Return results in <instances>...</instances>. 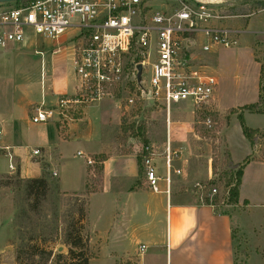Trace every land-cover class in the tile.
<instances>
[{
    "label": "crops",
    "instance_id": "crops-1",
    "mask_svg": "<svg viewBox=\"0 0 264 264\" xmlns=\"http://www.w3.org/2000/svg\"><path fill=\"white\" fill-rule=\"evenodd\" d=\"M17 6L16 3L3 4L2 8L12 9ZM262 10L264 7L254 13H239L236 15L255 16L225 22L228 26L246 29L238 47L242 44L251 47L254 61L260 69L259 86L261 68L264 66ZM6 30L0 27V32ZM40 37L46 45L43 44L44 51L36 49ZM73 37L74 33H70L53 41L28 30L22 44L0 48V147L10 148L17 167L16 173L20 174L21 179L40 178L43 174L41 163H44L57 174V183L61 181L60 176L64 171V144L76 143L79 148H85V151H77V156L79 152L83 154L78 157L84 162L75 163L76 169L72 168L73 183L61 191L87 195L86 227L91 232L90 245L92 248L96 241L100 250L98 258L92 259L89 264L93 260L100 262L102 259L104 264H235L236 253L240 247L245 251V264H251L252 259L258 256L264 260V203L261 205L262 211L256 213L251 209L250 201L241 200L240 197L238 206L227 205L223 211H219L204 204L200 196L198 199L192 198L194 191L191 186L196 187L201 182L211 181L213 173L212 159L207 156L204 158L198 150L199 137L195 134L192 123L190 127L186 123L182 125L183 122H175L176 125H182V135L177 139L168 136L165 148L160 141L152 140L149 130L145 131L147 144L153 147L155 153L157 175L163 179L160 182L161 192L157 194L149 188L141 162L140 150L145 144L140 146L138 139L134 138H128L127 143L125 138L122 141L123 115H120L119 129L111 130L110 127L102 125L99 126L101 134L98 136L94 133V125L87 126L85 117L87 108L92 104L71 119L57 118L55 138L50 139L43 133L30 136L24 132L26 125H46L32 124L31 116L35 108L41 105L50 108L60 97H73L77 94L70 51ZM33 47L34 53L41 57L37 67L26 52ZM218 51L211 55H216ZM60 56L63 66L72 71L73 79L69 77L70 73L64 77L55 75ZM218 97L217 88L215 106ZM115 106L121 108L120 102L115 100ZM152 107L154 105L150 108ZM170 113L171 110L168 117ZM247 114L252 113H244L245 123ZM167 120L169 125V119ZM252 129L264 132V127ZM241 133L243 135L242 128ZM225 144L232 161L229 129L225 135ZM35 149L41 151V156H32ZM167 149L176 153L172 157L171 172L166 162ZM251 149L253 154L255 149ZM6 155L7 151L0 150V227L5 225V230L1 229L0 234V264L15 261V245L10 241V225L15 214V204L12 191L3 185L5 179L14 174L9 172ZM263 158L264 156L258 157L252 162H260ZM88 160L92 161V165H99L98 171L88 166ZM175 170H180L181 174H174ZM169 175L170 184H167L165 178ZM90 185L96 188H91ZM244 201H248L247 206L243 205ZM245 219L253 220L245 223ZM141 246L146 247L143 254L140 252Z\"/></svg>",
    "mask_w": 264,
    "mask_h": 264
},
{
    "label": "built area",
    "instance_id": "built-area-1",
    "mask_svg": "<svg viewBox=\"0 0 264 264\" xmlns=\"http://www.w3.org/2000/svg\"><path fill=\"white\" fill-rule=\"evenodd\" d=\"M151 1L32 0L12 9L0 5V27L7 29L0 32L1 49L22 44L28 30L53 41L74 33L70 51L77 94L60 97L54 107L35 108L32 124L71 119L88 105L106 98L120 102L125 94L130 96L127 107L136 102L149 107L152 101L154 106L164 104L167 113L180 104L192 107L194 113L214 106L218 81L208 65L196 62L198 39L203 40L201 50L205 54L236 48L246 29L225 22L254 14L221 13L207 0H174L170 8L155 10L150 7ZM138 65L142 66L140 81ZM205 123L212 127L211 119ZM0 150L7 151L9 172L15 174L17 167L10 148ZM140 153L148 186L153 193H160L163 179L157 175L153 147L145 144ZM32 156H41V151L33 150ZM78 156L83 154L79 152ZM175 156L167 149L169 172ZM174 174L180 175L181 171L175 170ZM165 181L170 184V175ZM196 188L201 190L202 186ZM215 195L217 189L213 188L210 197ZM145 251L146 247L141 246L140 252Z\"/></svg>",
    "mask_w": 264,
    "mask_h": 264
},
{
    "label": "rangeland",
    "instance_id": "rangeland-1",
    "mask_svg": "<svg viewBox=\"0 0 264 264\" xmlns=\"http://www.w3.org/2000/svg\"><path fill=\"white\" fill-rule=\"evenodd\" d=\"M153 1V3L150 2V5L155 10L163 9V5L168 9L174 2V0ZM207 1L216 4V6L221 8L219 9V12L225 14L230 13L232 15L248 12L254 13V11L256 12L264 7V4L259 5L249 2L236 3L235 0ZM43 44L45 45L43 39L40 37L36 49L44 51ZM202 44V38L198 39L196 47V62L198 61L199 63L208 65L210 67V74L215 76L218 81L219 100L216 106L214 104L209 111L193 113L192 107L190 106L185 104L180 106L174 105L172 106L170 116L168 117L167 109L162 103L150 108L147 105L145 106V104L136 102L135 106L127 107L126 99L130 96L125 94L120 101L121 108L115 106V99L106 98L88 107L85 112V117H87V126L94 125V133L98 136V134H101L99 132V126L104 125L107 128L110 127L111 130H116L120 124V115H123L122 122L125 121V126L129 128L126 133L122 132L121 136L123 142L124 138L126 143L128 142V138H134V140L138 139L140 146L143 145V140L140 137L143 133L137 132L138 128L142 126L149 130L152 140L157 142L160 141L164 145V148L166 147L168 136L170 137L171 135L172 138L177 139L179 135H182L180 133L182 125L186 123L191 127L192 123L194 132L199 137L198 140L196 139L199 145L198 150H200V153L204 158L207 156V158L212 159L213 170L211 171L213 173L211 180L217 181V184H214L211 188L208 186L211 181L207 180L201 182V190L192 185L191 189L194 191L192 198L198 199L200 196L201 199L204 200L206 192H210L211 189L216 188L217 195H219L221 200L220 204L222 205L220 208L217 207V209L223 211L227 206L226 198L228 196V189H225L222 184L218 183L219 180H222L223 173L226 170H229V162L230 169H236L238 163H242L248 155L252 154L249 142L244 139L241 133L240 122L237 118L240 109L236 112L237 114L232 113V109L258 102L260 69L254 61L251 47L248 45L242 44L238 48L220 49L216 55H211L205 54L201 50ZM34 51L35 47L26 52L29 55V59L32 60L33 64L37 67L40 63L41 57L36 55ZM58 58V67L55 71V75L64 77L70 73L69 77L73 79L74 76L72 75V71L63 66L61 59L62 56ZM145 80L148 81L147 75H145ZM192 114H194L193 118ZM177 115L183 117L177 118ZM245 117L247 118L246 125L248 127H264V115L247 114ZM167 119H169V125ZM208 119L212 120V127L206 125L205 122ZM55 121L56 119L46 123L45 127L26 125L24 126V132L30 136H34L37 133H43L44 135H48L50 139L55 138V134L57 135L55 132ZM175 122L183 123L182 125H176L177 123L175 124ZM228 129L231 136L230 147L233 154L232 161L231 159L228 161L226 159L227 146L225 144V135L227 134ZM262 134L263 132L260 131L254 142L255 152L252 154L254 160H257L258 157L264 156V136ZM97 138L98 137H96V139ZM79 149L85 151V148H79L76 143L66 142L64 144L62 152L64 155V166H62L65 172L63 171V175L60 176L61 181H58V183L51 168L47 167L44 163H41L43 171L46 170L48 174L47 180L49 184V192L38 211H28V201L26 200L23 186L18 183L19 181H16L17 179H13V183L9 187V190L13 193L15 214L13 222L10 225V241L15 245V261H7L8 264L16 263L18 249L23 250L31 245H37L41 249L52 251V257L48 264H89L92 259L98 258L100 251L99 245L95 241L91 248V232L88 227H86V220L83 223L82 237L89 242L86 243V249L76 251L78 254H82V257L72 260L69 256L70 248L64 243L65 231L68 224L72 221V216H77V210L81 205L86 211L88 207L86 194L64 193L61 191L69 188L73 183L71 171L72 168L76 169L75 163L84 162L83 159H80L77 156V151ZM256 151H258V153H256ZM231 162L236 165H233ZM88 166L94 167L95 170L99 167V165ZM263 171L264 158L260 162H250L244 169L243 184L240 188L241 200H249L251 209L256 211V213L257 211H262L261 205L264 203ZM95 174H97L96 171ZM10 180H12L11 177L5 179L3 183ZM96 180L97 179H95V181ZM90 187L96 188L93 185H90ZM240 209L242 208L240 207ZM252 220L245 219L243 222L251 223ZM3 228L5 230L4 224L0 227V234L2 231L1 229ZM58 254H61L62 256L60 259H58ZM245 257V251L240 247L236 253L235 264H245ZM256 262H258V264H264L263 258L259 256L254 257L251 264H256ZM91 264H104V260L102 259L100 262L93 260Z\"/></svg>",
    "mask_w": 264,
    "mask_h": 264
},
{
    "label": "trees",
    "instance_id": "trees-1",
    "mask_svg": "<svg viewBox=\"0 0 264 264\" xmlns=\"http://www.w3.org/2000/svg\"><path fill=\"white\" fill-rule=\"evenodd\" d=\"M30 1L32 0H24L21 2H17L16 4L18 5L17 7H19L26 5ZM254 3L264 4V1H255ZM238 109H240V111L237 115V118L240 122L243 135L248 140L251 147L254 148L255 139L260 131L258 129L249 128L246 125L244 120V113L248 112L252 114L264 115V66H262L261 68L259 101L256 104H248L240 108L232 109V113H236ZM124 122L125 121L122 122L121 129L124 133H126L129 128L125 126ZM145 131L146 129L142 126H140L137 130L138 133H143V135L141 134L140 137L142 138L143 143L147 144L148 139L145 137ZM262 135L264 136V132ZM226 159L227 161L230 159L228 152H226ZM252 161H254V158L251 155L243 160L242 163L237 164L238 167H236V169H230V162H227L229 170H226L223 173L222 180H219L218 182L222 184L225 189H228L226 205H239L240 187L242 185L244 169ZM47 175V171L44 170L40 178L23 180L20 178V174L16 173L11 177L12 180L4 183L3 185L6 187H10L13 183V179H17L16 181H19L18 183L22 184L23 186L24 194L26 196V200L28 201V211L34 212L39 210L49 192ZM214 184H217V181L211 180L208 186L211 188V186H214ZM89 192L90 191H87V193ZM210 192H206V197L203 200L204 204L220 208L222 205L220 204L221 200L219 195L210 197ZM243 205L247 206L248 201H244ZM77 216H72V221L68 224L64 236V243L70 248L69 256L72 260L82 257V254H78V252L76 251L86 249V243L89 242H87L85 238L82 237L83 223L85 222L87 217V211L83 209L82 205L77 210ZM51 257L52 251L41 249L37 245H31L23 250L18 249L16 254V264H48ZM61 257V254H58V259H60Z\"/></svg>",
    "mask_w": 264,
    "mask_h": 264
},
{
    "label": "water",
    "instance_id": "water-1",
    "mask_svg": "<svg viewBox=\"0 0 264 264\" xmlns=\"http://www.w3.org/2000/svg\"><path fill=\"white\" fill-rule=\"evenodd\" d=\"M21 1H24V0H0V5H3V4H12V3H17V2H21ZM255 1H264V0H235L236 3H245V2H255ZM137 69H138V81L141 80V75H142V66L141 65H138L137 66ZM153 102L150 101L149 102V107L153 106Z\"/></svg>",
    "mask_w": 264,
    "mask_h": 264
}]
</instances>
